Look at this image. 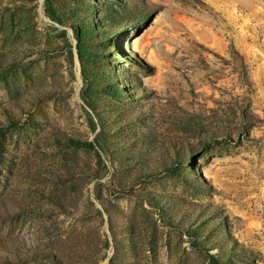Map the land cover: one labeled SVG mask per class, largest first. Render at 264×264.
<instances>
[{
	"label": "rangeland",
	"instance_id": "1",
	"mask_svg": "<svg viewBox=\"0 0 264 264\" xmlns=\"http://www.w3.org/2000/svg\"><path fill=\"white\" fill-rule=\"evenodd\" d=\"M0 264H264V0H0Z\"/></svg>",
	"mask_w": 264,
	"mask_h": 264
},
{
	"label": "trees",
	"instance_id": "2",
	"mask_svg": "<svg viewBox=\"0 0 264 264\" xmlns=\"http://www.w3.org/2000/svg\"><path fill=\"white\" fill-rule=\"evenodd\" d=\"M72 141L78 147H85V148H92L93 147V143L91 141H82L79 139H73Z\"/></svg>",
	"mask_w": 264,
	"mask_h": 264
}]
</instances>
